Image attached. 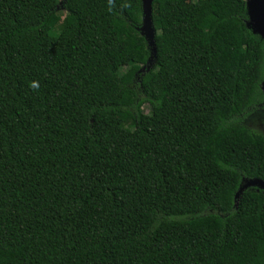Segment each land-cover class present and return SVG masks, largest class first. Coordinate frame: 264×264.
Returning <instances> with one entry per match:
<instances>
[{
    "label": "trees",
    "instance_id": "trees-1",
    "mask_svg": "<svg viewBox=\"0 0 264 264\" xmlns=\"http://www.w3.org/2000/svg\"><path fill=\"white\" fill-rule=\"evenodd\" d=\"M151 18L147 69L141 0H0V264H264V39L246 0Z\"/></svg>",
    "mask_w": 264,
    "mask_h": 264
},
{
    "label": "water",
    "instance_id": "water-1",
    "mask_svg": "<svg viewBox=\"0 0 264 264\" xmlns=\"http://www.w3.org/2000/svg\"><path fill=\"white\" fill-rule=\"evenodd\" d=\"M154 0H141V10H142V22L139 28L141 36H143L147 42L148 48L150 50V57L147 61L146 67L150 68L152 60L155 57V29L152 23V3ZM246 12H247V28H249L253 34L258 35L261 39H264V0H246ZM143 70V69H142ZM264 88V83L262 85ZM248 187H256L264 190V181L261 180H249L240 187L236 198L238 195Z\"/></svg>",
    "mask_w": 264,
    "mask_h": 264
},
{
    "label": "rangeland",
    "instance_id": "rangeland-1",
    "mask_svg": "<svg viewBox=\"0 0 264 264\" xmlns=\"http://www.w3.org/2000/svg\"><path fill=\"white\" fill-rule=\"evenodd\" d=\"M138 2L139 0H134L135 4H137ZM148 111H149L148 105H144L143 112L148 113ZM261 115L262 112L259 111L251 114V116L245 122L246 126L256 132L264 133V116Z\"/></svg>",
    "mask_w": 264,
    "mask_h": 264
}]
</instances>
